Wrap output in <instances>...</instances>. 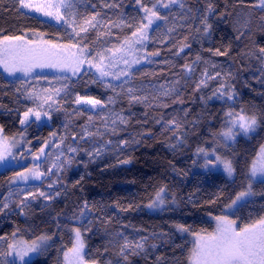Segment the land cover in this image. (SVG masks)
Returning <instances> with one entry per match:
<instances>
[{
  "label": "trees",
  "instance_id": "obj_1",
  "mask_svg": "<svg viewBox=\"0 0 264 264\" xmlns=\"http://www.w3.org/2000/svg\"><path fill=\"white\" fill-rule=\"evenodd\" d=\"M70 3L72 7L62 13L70 20L75 17L78 28L96 13L104 21L98 31L81 33L92 54L129 37L135 27L126 24L138 26L142 17L135 0ZM142 3L151 7L155 0ZM209 3L213 6L207 19L211 27L205 32L201 21ZM17 8L18 0H0V36L34 31L62 43L80 39L63 22L50 23L21 10L22 15ZM158 10L167 22L158 21L159 28L154 26L150 31L145 47L147 62L128 78L111 83L117 85L115 90L105 86L110 82L100 83L85 71L72 79L40 74L28 81H8L0 74V127L9 138L24 137L30 157L26 165L33 167V156L40 153L46 140L51 142L46 148L48 155L42 156L38 165L44 173L39 183L18 186L12 182L24 166L0 171V207L4 203L9 206L0 212V237L4 238L0 240V253L4 254L0 260L6 264H10L8 244L14 238L33 239L41 234H50L51 243L28 264H65L64 254L74 241L72 229L42 225L55 215H73L85 203L89 215L78 228L85 262L189 264L190 243L174 227L182 226L190 233L210 232V217L220 215L244 188L251 161L264 141V77L259 78L260 70L264 72V56L260 54L264 48V8L257 0H178L168 9L158 6ZM121 20L125 24H119ZM217 50L227 54L215 55ZM154 53L158 55H149ZM186 64L192 65L193 71L188 72ZM205 71L209 77L220 75L205 80ZM202 80L206 87L200 84ZM221 83L233 94V100L212 96ZM65 84L68 88L55 95L54 89ZM129 88L140 102L131 101ZM33 90L42 99H28ZM46 95L52 97L48 101L51 109L45 104L51 119L22 126V113L42 103ZM77 95L99 99L101 106L95 110L78 107ZM230 110L254 115L259 124L256 133L236 139L225 152L233 163L234 181L217 173L193 172V166L198 165L197 149L211 146ZM121 141H128V145L121 146ZM70 148L77 151L70 152ZM97 149L99 156L95 155ZM123 160L129 162L121 163ZM161 188L166 189V202L174 205L160 214L145 211L144 206ZM253 191V197L233 212L240 227L264 217V179L254 182ZM28 193L35 198L28 196L26 214H21L19 205ZM48 196L51 198L46 199ZM125 238L133 244L142 241L143 251H129L124 260L120 248Z\"/></svg>",
  "mask_w": 264,
  "mask_h": 264
},
{
  "label": "snow or ice",
  "instance_id": "obj_2",
  "mask_svg": "<svg viewBox=\"0 0 264 264\" xmlns=\"http://www.w3.org/2000/svg\"><path fill=\"white\" fill-rule=\"evenodd\" d=\"M135 3L139 5V10L144 13L141 17L138 26L134 24H126L127 27L133 28L130 37H125V39L120 43L119 47L114 49H106L103 52H98L95 56L92 55V50L89 46L83 43L84 37H81V33L87 34L89 29L97 30L100 26L104 24V21L100 19V14L96 13L90 18L84 20L83 24L77 27V21L75 17L71 20L68 19L67 15L62 13V9L66 10L72 7L70 0H18L17 11L23 9H28L30 11L41 13L44 16L52 17L57 22H63L69 28L72 29V33L76 37H80L76 43L72 44H56L47 40H29L25 39L23 35H2L0 36V67H3L4 71L9 75H13L16 72H22L25 76H28L32 73L35 68H59L62 70H70L73 75L81 72L82 66L88 65V69L85 70V74L90 69H95L98 74L100 83H105V78L111 76L113 80H120L121 76H129V69L132 68L133 64L140 63L139 59H133L129 61L125 58V55H130L133 51L137 50L136 46H143L144 42L150 39V30L159 28L157 21L167 22V17L163 16L159 10L158 6L164 9H168L170 5L178 3V0H168L167 3H163V0H155V3L151 7L146 6L142 3V0H135ZM260 6L264 7V0H260ZM105 7H115V5H105ZM183 7V5H181ZM213 12V6L209 3L208 8L205 13L204 20L201 22L205 24L204 31L207 32L211 27L210 24H207L208 15ZM119 24H125V21L121 20ZM119 26V25H113ZM172 31V29H169ZM110 34V32L108 33ZM42 36V34H36ZM99 35H105V33H99ZM187 47V45H184ZM73 49H75L73 51ZM183 49H181L182 51ZM112 52V56L109 57L106 53ZM117 53H123L119 61H122L125 65L124 69L120 71H110V68H115L119 61L116 59ZM215 55H226V52H221L217 50ZM261 56H264V48L260 49ZM149 55H158V53L149 54ZM199 59V57H197ZM151 62V61H149ZM185 69L188 72L193 71L192 65H185ZM205 80L206 79H215L219 77V73L215 77H209L207 71H205ZM57 79H61L58 77ZM63 79H68V77H63ZM205 80L200 82L201 85L205 87L207 84ZM23 83V82H22ZM106 87H111L113 90L117 85L111 83H105ZM120 87H123L121 84ZM199 88L200 85H197ZM68 88V85L65 84L60 88L54 89V94L59 95L61 92L65 91ZM47 91V90H45ZM128 93L131 96V101L140 102L141 98L133 93V89L129 88ZM212 96L217 99H221L227 96L228 100H233L234 96L229 92L228 87L221 83L220 86L213 92ZM212 96L208 99H212ZM28 99L40 100L41 96L39 92L35 90L31 91L27 95ZM52 100L51 95H46L43 99V102L38 104L35 108L29 107L24 111L20 117V124L23 126H28L33 123L32 117L35 118V121H40L43 123V117L51 119V114L49 111L45 110V104L48 105V108L51 109V104H48V101ZM111 101V98H109ZM55 103V101H53ZM75 103L78 105H91L92 108L101 106V100L89 96H80L77 95ZM226 124L224 130L219 133L223 137L224 141L235 140V137L243 133L248 135L255 131L258 126V121L256 116H248L241 110L240 112L228 111L225 113ZM91 119V118H90ZM117 119L121 123H126V120L123 116H118ZM116 121H113L115 124ZM170 124H175V121H170ZM179 127V125H175ZM115 132V129H113ZM88 133H86L87 135ZM23 135V133H21ZM53 136L55 133L52 134ZM179 139V137H177ZM15 138L9 140V137L4 135V130L0 127V161L4 160L5 154H10V145L15 146ZM50 141L46 140L44 142V147H41L39 152L40 155L33 156V159L39 160L41 156H47L46 148L50 146ZM121 146L126 147L128 141H121ZM70 152H75L77 149L70 148ZM198 154H203L205 157V166L216 167L218 165H223L224 172L231 177L234 173L233 163L231 160L222 159L219 155H216L215 151L211 154L203 148L197 149ZM90 157L93 156L92 152L87 153ZM61 155L63 153L61 152ZM95 155H100V150H95ZM211 156H215V160L211 159ZM260 162L257 164L254 162L252 168V177L259 175L264 176V145L260 149ZM59 159V157L57 158ZM71 163V161H68ZM128 160H123L121 163H128ZM38 165L36 169H28L25 173H17V178L28 181L30 178L41 180L44 173H41L38 170ZM52 169H49L51 172ZM51 188L52 185H49ZM164 192V188H161L157 192L156 197L159 203H163L161 198V193ZM250 186L249 190L240 192L236 199L232 201V204H236L237 201L242 198L251 195ZM40 196H45L44 192H39ZM28 196H33L32 193H28L25 196L24 200L21 201L19 207L21 214H26L25 209L28 207L27 200ZM50 199L51 197H45ZM149 207H155L156 202L148 205ZM229 205L228 207H231ZM9 206L7 203L3 204V207H0V212H3L4 209H7ZM88 209L87 203L84 207L80 209L81 217L85 216V212ZM217 221V229L214 233L208 234L206 236H200L197 239L196 248L193 252L192 261L193 264H264V217L256 220L255 223L246 225L243 228H237L236 222L234 220L228 219L226 216L215 217ZM181 231H188V229L178 226ZM75 231V243L73 248L69 249V252H65L64 258L68 264H72L73 260L79 261V264H83L82 251L84 249V242L81 239V232L79 230ZM15 236V233H13ZM3 237H0V240H3ZM50 239L47 236H41L36 241H33L31 245H26L24 242H16L8 244V253L7 255H14L16 259L19 260L20 264H28V261L25 259L29 253H35L43 250L46 245V241ZM146 239V238H144ZM143 251L144 244L142 241L136 242L133 244L125 238V242L121 245L120 255L123 256L124 260L128 259L129 251L135 252V250ZM4 254L0 253V256ZM16 259L11 261V264H16ZM0 264H6L5 261L0 260ZM93 264H98V262H93ZM107 264H113L112 261H108ZM115 264H119V261H116Z\"/></svg>",
  "mask_w": 264,
  "mask_h": 264
},
{
  "label": "rangeland",
  "instance_id": "obj_3",
  "mask_svg": "<svg viewBox=\"0 0 264 264\" xmlns=\"http://www.w3.org/2000/svg\"><path fill=\"white\" fill-rule=\"evenodd\" d=\"M257 3L260 6V0H257ZM23 11H25L26 13L31 14L33 16H36V17H38V18H40V19H42L44 21L50 22V23H54V24H61L62 23V22H57L52 17L44 16L41 13H38V12L30 11L28 9H23ZM143 15H144V13L142 12V17H143ZM36 34H40V33L34 32V31H27V32H24L22 35L25 37V39L36 40L38 42L41 41V40H47V41H50V42L56 43V44H68V43H62V42H59V41L49 40L43 34H42V36L36 35ZM123 40H121L115 46L105 47L104 49H101L100 51H97L96 53H94L92 55L95 56L98 52H103L106 49H114L115 47H119L120 43ZM147 42H148V40L144 42L143 46L137 45L136 46L137 50L133 51L130 55H125L123 53H117L116 54V59L119 61V58H120L121 55H125V58H127L129 61H131L133 59H139L140 63L133 64L132 68L129 69V72L131 73L135 68H137V67H139V66H141V65H143V64H145L147 62V60L149 58V56L145 52V47H146ZM74 50L75 49H73V51ZM106 54L109 57L112 56V52H110V51L107 52ZM261 66L264 67V60H263ZM124 68H125V65L123 64V62L119 61V63H117L115 68H110L109 70L115 72V71H120L121 69H124ZM86 69H88V65L82 66L81 72H84ZM87 72L92 73L94 75V77L99 80L98 74L96 73V70L94 68L88 70ZM80 73H77L76 75H73L70 70H62V69H59V68L45 67V68H35V69H33L32 73L29 74L28 76H25L22 72H16L13 75H9L7 72L4 71L3 67H0V74L2 75V77L4 79H6L8 81H16V80H27L28 81L31 78L35 77L36 75H40V74L41 75H43V74H52V75H54V78H56V77H60V78L68 77V79H72L73 77H76ZM262 76L264 77V72H262L260 70L259 78L261 79ZM128 77L129 76H127V77L121 76L120 80H113L111 78V76H109V77L105 78V81L106 82H110V83H117V82L122 81V80H124V79H126ZM263 80H264V78H263ZM77 106L78 107H84L87 110H95L97 107H99V106H97L96 108H92L91 105H78V104H77ZM245 114H247V113H245ZM247 115L248 116H253L251 114H247ZM42 119H43V122L47 121V117H43ZM32 120L34 122L39 123V124L42 123L40 121H35L34 117H32ZM225 124H226V121L224 122V125L221 128L222 130H220L221 132L224 130ZM258 127H259V124L256 127L255 131L252 132V133H249L248 135H244L243 133L238 134L235 137V140L224 141L223 137L218 134V136L212 140L211 146H206V148H204V149L207 152H209L210 154L213 151H215L216 155H219L222 159L231 160V158L225 153L227 151L228 146L229 145H233V143H235L236 139H238V138H241V137H245L246 138V137H249L250 135H253L254 133H256L258 131ZM14 138H15V141H16L15 146H11L10 145V154L6 153L4 160L0 161V171H3L4 169H6L8 167H15V166H20V167L24 166V169H23V171L21 173H25L26 170H28V169H32V168L34 169V167L36 165H39L40 161L42 160V156H41V158L39 160H35V159L32 158L33 167L29 163H28V165H26L30 157L28 156L27 146L24 144L25 143V139H24V137H21V136L20 137L19 136L18 137H14ZM9 140L11 141L12 138H9ZM262 145H264V141L261 144V146ZM261 146H260V148L257 151L256 155L253 157V159L251 161V164H250V167H249V170H248V179H247L245 185H243L244 188L243 189L241 188L240 190H238V192L235 194L234 198L223 208L222 213L220 215L211 216L210 217V220L213 223V229L210 232H208V233H206V232H204V233L203 232H201V233H190L188 231L179 230L178 226L174 227V230L181 237H183L184 239H186L190 243L189 264H193L192 257H193V252H194V250L196 248L198 237L206 236V235L214 233L216 231V229H217V221H216L215 217L226 216L228 219L234 220L236 222L235 226L238 229L245 227V226L240 227L238 225L236 219L233 218V212L235 211V209L240 204L244 203L245 201H247L251 197H253V195H254L253 194L254 193V191H253L254 182L257 181V180L264 179V176L259 175V173L255 177H252V174H251L254 162H256L257 164H259V162H260L259 153H260ZM39 155H40V153H38L36 156H39ZM211 159L215 160V156H211ZM195 163H197L198 165L193 166V168H192L193 172H204V173L210 172V173L221 174L228 181H234V179H235V173H233V175L231 177H229L224 172L223 165H218L216 167L205 166V157L203 156V154H198L196 152V154H195ZM25 166H27V167H25ZM42 180H43V177H42L41 180H36V179L30 178L28 181H24V180H21V179L17 178V176H15L13 178L12 182L13 183H17L18 186H23V185L30 184V183H32V184L39 183ZM249 186H250V191H251L252 194L242 198L239 201H237L236 204H232V201L236 199L237 195L240 192L249 190ZM166 194H167V192H166V189L164 188V192L160 194L161 198L163 199V203L162 204L157 201V197H156V195H154L153 198L144 206L145 211H147L149 213H153V214H160V213H163L169 206H173L174 204H172L171 202H166ZM154 202H156V206L155 207H149L148 206V205H150V204H152ZM229 205H232V206L228 207ZM83 207H84V204H81L78 207V210L71 216L70 215H55V216H52L48 220L47 224H43L42 227L43 226H53V225H66V226H69L72 229L71 230V232H72L71 234L74 237V238L72 237L74 239L73 244L69 248V249H71V248H73L74 243H75V231L74 230H78L79 226L86 220V218L89 215L88 210H86L85 216L81 217L80 209L83 208ZM44 228H46V227H44ZM49 235L50 234H47V235L41 234V235H39V236H37V237H35L33 239L19 236V237L14 238L10 243L24 242L26 245H31L32 242L36 241L39 237L47 236V237H50V239H48L46 241V245L43 248V250H44L51 243L52 237L49 236ZM69 249L66 252H69ZM43 250H41V251H43ZM8 251H9V249H7V253H8ZM41 251H39V252H41ZM37 253L38 252L29 253V255L27 257H25V259L27 261H29ZM69 256L71 257V253L70 252H69ZM8 258H9L10 264H11V261L13 259H16L14 255H8ZM16 264H20L18 259H16ZM65 264H68V262L65 261ZM72 264H79V261L73 260ZM83 264H93V262H85L83 260Z\"/></svg>",
  "mask_w": 264,
  "mask_h": 264
},
{
  "label": "bare ground",
  "instance_id": "obj_4",
  "mask_svg": "<svg viewBox=\"0 0 264 264\" xmlns=\"http://www.w3.org/2000/svg\"><path fill=\"white\" fill-rule=\"evenodd\" d=\"M254 12V11H253ZM168 15V14H167ZM252 15V14H251ZM260 15H258V17H259ZM264 17V16H263ZM251 18V17H250ZM251 21V20H250ZM257 22V21H256ZM165 23V22H164ZM255 23V22H254ZM252 24V23H251ZM251 30V29H250ZM229 69V68H228ZM229 74V73H228ZM209 90V89H208ZM144 107H146V106H144ZM149 109V108H148ZM145 112V111H144ZM145 114V113H144ZM124 124V123H123ZM118 126V125H117ZM140 130V129H139ZM137 132V131H136ZM43 166V165H42ZM33 169V168H32ZM12 191V190H11ZM148 210V209H147ZM204 233V232H203ZM138 234H139V232H138ZM71 241V240H70ZM165 241V240H164ZM1 245V244H0Z\"/></svg>",
  "mask_w": 264,
  "mask_h": 264
}]
</instances>
